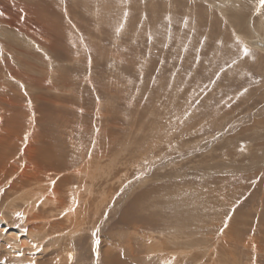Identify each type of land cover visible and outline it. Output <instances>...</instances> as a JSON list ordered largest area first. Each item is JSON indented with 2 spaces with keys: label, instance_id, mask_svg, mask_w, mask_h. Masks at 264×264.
Instances as JSON below:
<instances>
[{
  "label": "rangeland",
  "instance_id": "1",
  "mask_svg": "<svg viewBox=\"0 0 264 264\" xmlns=\"http://www.w3.org/2000/svg\"><path fill=\"white\" fill-rule=\"evenodd\" d=\"M14 1L0 264H264L258 0Z\"/></svg>",
  "mask_w": 264,
  "mask_h": 264
},
{
  "label": "bare ground",
  "instance_id": "2",
  "mask_svg": "<svg viewBox=\"0 0 264 264\" xmlns=\"http://www.w3.org/2000/svg\"><path fill=\"white\" fill-rule=\"evenodd\" d=\"M8 0H0V5H1V8H0V12L2 13V15H5V20L7 21V23H10L11 24V26L13 27V28H16V29H21L20 27H21V25L23 26V15H21V13H13L14 12V10H13V8H12V6L10 5V3H8L7 2ZM12 1H14V0H12ZM18 0H16V1H14L12 4H14L15 2H17ZM35 3H36V1H35ZM18 4V3H17ZM34 4V3H33ZM37 4V3H36ZM233 5V4H232ZM7 6L10 8V9H8L7 8ZM10 11H11V13H10ZM226 15V14H225ZM29 18V17H28ZM253 40H257V41H259L260 43H261V47H263L264 46V41H261V40H258V39H253ZM248 41L247 40V43L250 45V46H253L254 44H255V41ZM246 42V41H245ZM79 170H80V168H79ZM69 214H71V211H70V213ZM193 248V247H192ZM195 257V256H194ZM206 257V256H205ZM197 262V261H196Z\"/></svg>",
  "mask_w": 264,
  "mask_h": 264
},
{
  "label": "snow or ice",
  "instance_id": "3",
  "mask_svg": "<svg viewBox=\"0 0 264 264\" xmlns=\"http://www.w3.org/2000/svg\"><path fill=\"white\" fill-rule=\"evenodd\" d=\"M258 4L260 6V8H264V0H258ZM259 8L257 9V12H259ZM126 15V14H125ZM121 27H123V25H121ZM117 31H119V29H117ZM243 52L244 55L247 56L250 54V49L247 46L243 47ZM17 215H19V213H17ZM225 227H227V225L225 224ZM221 232L224 231V229H220ZM93 235H95V233H93ZM97 244H99V241L96 242ZM72 254L69 253V258L71 259ZM29 264H35V261H30ZM97 264H99V252H97Z\"/></svg>",
  "mask_w": 264,
  "mask_h": 264
}]
</instances>
